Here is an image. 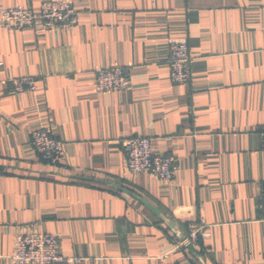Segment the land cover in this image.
<instances>
[{"label": "crops", "instance_id": "crops-1", "mask_svg": "<svg viewBox=\"0 0 264 264\" xmlns=\"http://www.w3.org/2000/svg\"><path fill=\"white\" fill-rule=\"evenodd\" d=\"M45 0H0L39 12ZM78 21L22 29L0 22V264L19 231L60 238L74 264H264V0H70ZM187 40L189 84L171 81L169 41ZM128 69L126 89L98 91L95 68ZM64 145L41 159L32 132ZM125 136L172 155L171 182L132 173ZM158 208L176 226L135 196ZM207 236L179 247L190 229ZM61 264H73L63 262Z\"/></svg>", "mask_w": 264, "mask_h": 264}, {"label": "built area", "instance_id": "built-area-1", "mask_svg": "<svg viewBox=\"0 0 264 264\" xmlns=\"http://www.w3.org/2000/svg\"><path fill=\"white\" fill-rule=\"evenodd\" d=\"M42 21L45 26H70L78 21V12L70 0H45L39 12L22 6H11L1 9L0 22L10 29H22ZM169 67L171 81L175 84H189L192 79L193 57L187 40L171 39L169 41ZM1 66V63H0ZM95 85L98 91L126 89L130 84L128 69L124 66L113 65L97 67ZM10 84L14 93L34 90L36 80L26 75L0 81ZM1 97V96H0ZM31 142L41 159L50 164H58L64 153V145L53 129L41 127L32 132ZM261 145L264 149V131L261 134ZM122 148L126 157V166L132 173H150L158 178L171 182L178 170L174 156L156 153L152 140L148 136H125ZM257 207L264 211V185L259 194ZM205 226L190 229L189 235L182 241V246H189L198 241L200 236H207ZM170 253L160 257L159 264H180L170 261ZM79 256H66L60 249V238L55 233L44 231H19L15 236L14 253L11 264H61L63 262L77 263Z\"/></svg>", "mask_w": 264, "mask_h": 264}, {"label": "water", "instance_id": "water-1", "mask_svg": "<svg viewBox=\"0 0 264 264\" xmlns=\"http://www.w3.org/2000/svg\"><path fill=\"white\" fill-rule=\"evenodd\" d=\"M114 187L120 189V190H123L133 196H135L136 198H138L141 202H143L146 206H148L151 210H153L157 215H159L161 218H163L170 226H176L175 222L169 218H166L163 213L158 209L156 208L153 204H151L147 199L143 198V197H140L138 196L136 193H134L132 190L122 186L121 184H113Z\"/></svg>", "mask_w": 264, "mask_h": 264}]
</instances>
